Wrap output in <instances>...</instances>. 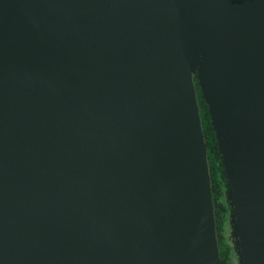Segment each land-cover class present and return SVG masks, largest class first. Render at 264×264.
I'll return each mask as SVG.
<instances>
[{
	"label": "water",
	"instance_id": "water-1",
	"mask_svg": "<svg viewBox=\"0 0 264 264\" xmlns=\"http://www.w3.org/2000/svg\"><path fill=\"white\" fill-rule=\"evenodd\" d=\"M194 78L264 264V0H0V264H220Z\"/></svg>",
	"mask_w": 264,
	"mask_h": 264
},
{
	"label": "trees",
	"instance_id": "trees-1",
	"mask_svg": "<svg viewBox=\"0 0 264 264\" xmlns=\"http://www.w3.org/2000/svg\"><path fill=\"white\" fill-rule=\"evenodd\" d=\"M194 86L207 151V163L213 196L215 228L220 264H233V260H236V264H239L240 261L235 249V240L231 236V227L229 222L230 207L227 205L228 201L225 197V193L228 190V181L225 178L221 166V158L217 149L215 134L210 124L208 107L204 103L196 78H194ZM228 227L229 231L227 229Z\"/></svg>",
	"mask_w": 264,
	"mask_h": 264
},
{
	"label": "rangeland",
	"instance_id": "rangeland-1",
	"mask_svg": "<svg viewBox=\"0 0 264 264\" xmlns=\"http://www.w3.org/2000/svg\"><path fill=\"white\" fill-rule=\"evenodd\" d=\"M227 229H228V231H229V227H228ZM232 257L235 258L234 256H232ZM234 262H235V263H234ZM236 262H237L236 260H233V261H232L233 264H236Z\"/></svg>",
	"mask_w": 264,
	"mask_h": 264
}]
</instances>
